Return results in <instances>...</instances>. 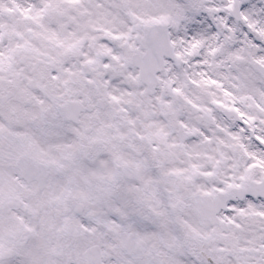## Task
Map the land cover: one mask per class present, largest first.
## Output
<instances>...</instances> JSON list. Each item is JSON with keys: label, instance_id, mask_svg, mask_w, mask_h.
<instances>
[{"label": "snow or ice", "instance_id": "snow-or-ice-1", "mask_svg": "<svg viewBox=\"0 0 264 264\" xmlns=\"http://www.w3.org/2000/svg\"><path fill=\"white\" fill-rule=\"evenodd\" d=\"M0 264H264V0H0Z\"/></svg>", "mask_w": 264, "mask_h": 264}]
</instances>
